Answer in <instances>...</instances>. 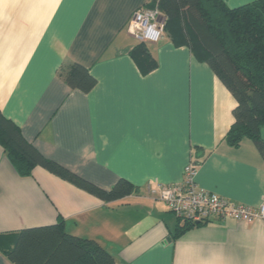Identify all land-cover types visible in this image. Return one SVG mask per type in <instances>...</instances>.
<instances>
[{
  "label": "crops",
  "instance_id": "1",
  "mask_svg": "<svg viewBox=\"0 0 264 264\" xmlns=\"http://www.w3.org/2000/svg\"><path fill=\"white\" fill-rule=\"evenodd\" d=\"M151 2L0 0L4 117L44 158L104 190L121 178L136 189L104 203L42 167L18 176L0 147V234L61 218L114 264H264V222L215 219L174 239L178 219L146 194L148 185L180 183L193 161L200 188L253 208L264 199V159L249 139L225 143L236 102L209 65L165 31L146 44L154 70L142 74L129 55L137 41L127 22ZM69 63L95 78L90 92L66 85L60 69ZM0 264H12L2 250Z\"/></svg>",
  "mask_w": 264,
  "mask_h": 264
},
{
  "label": "trees",
  "instance_id": "2",
  "mask_svg": "<svg viewBox=\"0 0 264 264\" xmlns=\"http://www.w3.org/2000/svg\"><path fill=\"white\" fill-rule=\"evenodd\" d=\"M148 7L157 8L165 17L164 31L174 44L189 47L207 63L235 100L234 122L224 136L225 143L236 148L249 139L264 159L260 137L264 128V0L237 8H229L223 0H152ZM129 55L142 74L157 67L145 43L137 41ZM60 75L71 90L84 94L96 85L89 70L77 63L62 66ZM0 147L20 177H29L34 167H42L104 203L119 201L136 190L122 178L104 190L44 158L1 110ZM178 221L174 239L198 225ZM0 250L12 264H114L113 256L93 239L67 233L61 218L53 225L0 234Z\"/></svg>",
  "mask_w": 264,
  "mask_h": 264
},
{
  "label": "built area",
  "instance_id": "3",
  "mask_svg": "<svg viewBox=\"0 0 264 264\" xmlns=\"http://www.w3.org/2000/svg\"><path fill=\"white\" fill-rule=\"evenodd\" d=\"M164 24L165 17L157 8H139L131 14L126 31L138 42L154 44L164 37ZM196 172V163L189 161L180 183L148 185L146 194L163 202L181 222L207 223L215 219L264 222V199L256 208L232 202L200 188L195 181Z\"/></svg>",
  "mask_w": 264,
  "mask_h": 264
}]
</instances>
